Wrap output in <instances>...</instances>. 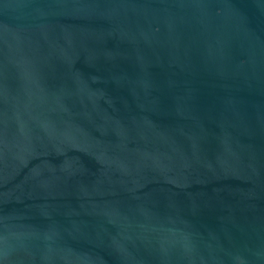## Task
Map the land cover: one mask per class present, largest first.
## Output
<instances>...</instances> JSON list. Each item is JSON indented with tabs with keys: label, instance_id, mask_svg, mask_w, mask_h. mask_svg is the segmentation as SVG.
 Masks as SVG:
<instances>
[{
	"label": "water",
	"instance_id": "obj_1",
	"mask_svg": "<svg viewBox=\"0 0 264 264\" xmlns=\"http://www.w3.org/2000/svg\"><path fill=\"white\" fill-rule=\"evenodd\" d=\"M0 264H264V0H0Z\"/></svg>",
	"mask_w": 264,
	"mask_h": 264
}]
</instances>
